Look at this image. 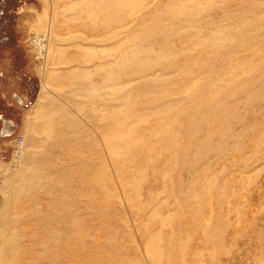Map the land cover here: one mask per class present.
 Listing matches in <instances>:
<instances>
[{"label":"rangeland","instance_id":"1","mask_svg":"<svg viewBox=\"0 0 264 264\" xmlns=\"http://www.w3.org/2000/svg\"><path fill=\"white\" fill-rule=\"evenodd\" d=\"M137 1L0 0V264H264V0Z\"/></svg>","mask_w":264,"mask_h":264},{"label":"bare ground","instance_id":"2","mask_svg":"<svg viewBox=\"0 0 264 264\" xmlns=\"http://www.w3.org/2000/svg\"><path fill=\"white\" fill-rule=\"evenodd\" d=\"M44 2H45V4L47 3V1L48 0H43ZM91 1V0H90ZM129 1H131V3H130V5L132 4H134V5H136V4H138L139 2L137 1V0H135V1H132V0H129ZM127 3H128V0H127ZM103 11V10H102ZM133 14V13H132ZM34 42V41H33ZM59 44H60V42H59V39L57 38V37H54V36H52L51 35V31H50V29H47V30H45L44 32H43V35L42 36H37V39H36V41L34 42V45L33 46H35L36 48L35 49H37L36 51H38V59H41V60H43V70L45 71L46 69H47V66H49V65H51V64H53V62L55 61V59L56 58H58L59 60H60V57L58 56V53H59ZM35 51V52H36ZM61 55H63V54H61ZM43 71V72H44ZM45 74V73H44ZM71 74H73L71 71H69V72H65L64 73V75H65V77H67V76H71ZM44 83V82H43ZM70 84H72V82H70ZM70 84H68L67 85V87L66 88H69V86H70ZM43 89L45 90V91H47V93L48 94H51L50 95V99L52 100V102H50V101H47L45 104H44V106H43V116H44V118H45V120H46V123L47 124H50L51 125V123H52V120L54 119L52 116L54 115V113H55V110H54V106H53V103L55 102L54 101V97H53V93H51V90H50V88H49V86L48 85H45V83L43 84ZM58 93V92H57ZM55 96V95H54ZM57 98H58V96H57ZM61 101V100H60ZM64 101V100H63ZM66 103V102H65ZM67 106V105H66ZM148 250V249H147ZM149 253V252H148ZM25 254V253H24ZM152 254V253H151ZM3 255H5V254H3ZM7 255V254H6ZM5 255V256H6ZM2 256V255H1ZM150 256V255H149ZM152 256H153V254H152ZM14 257V256H13ZM23 257H25V256H23ZM4 258V257H3ZM155 258V257H154ZM5 259V258H4ZM11 259V258H10ZM23 259V258H22ZM6 260V259H5ZM7 260H9L8 258H7ZM9 261H11V260H9ZM16 261V260H15ZM21 261H23V260H21ZM158 261V260H157ZM0 262H1V260H0ZM4 262H6V261H4ZM8 262V261H7ZM160 262V261H159ZM14 263V262H13Z\"/></svg>","mask_w":264,"mask_h":264},{"label":"flooded vegetation","instance_id":"3","mask_svg":"<svg viewBox=\"0 0 264 264\" xmlns=\"http://www.w3.org/2000/svg\"><path fill=\"white\" fill-rule=\"evenodd\" d=\"M18 101H19L20 103L22 102L21 99H19V98H18ZM3 135H4V137H9L11 134L8 133V132H6V131H3Z\"/></svg>","mask_w":264,"mask_h":264}]
</instances>
